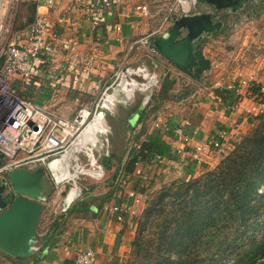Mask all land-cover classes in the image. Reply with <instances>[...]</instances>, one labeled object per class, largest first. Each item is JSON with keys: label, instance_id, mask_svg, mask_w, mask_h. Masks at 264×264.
Listing matches in <instances>:
<instances>
[{"label": "crops", "instance_id": "crops-1", "mask_svg": "<svg viewBox=\"0 0 264 264\" xmlns=\"http://www.w3.org/2000/svg\"><path fill=\"white\" fill-rule=\"evenodd\" d=\"M103 1L85 0L83 4L76 6L74 0H42L31 12H29L28 7L33 1H22L20 5L21 13L18 14L19 17L17 16L20 24L15 26L11 40L25 41L29 36L30 26L35 19L34 17L38 14H48L53 23V30L60 37L77 36L83 44L82 48L87 49L91 38L90 9L93 12L103 10ZM146 2L152 3L151 0H124L122 8L113 10L111 16H104L101 19L95 33L107 37L109 43L106 44L104 55L96 67L82 68L76 72H69L65 68V56L63 54L59 55L58 62L60 67L58 68H55L49 62L47 56H43L40 67L37 68L31 78V85L22 90V95L55 110L66 118L75 116L78 109L82 106L93 107L102 90L112 82L116 68L120 67V65H130L136 56H140V58L148 57L143 50L128 51V46L134 38L145 34L154 26L155 22L153 20L142 17L137 13L136 5ZM29 16L33 17L32 21H29ZM206 35H203L202 38H205ZM205 41L207 42V40ZM202 49L206 58L211 60L217 58L219 60L218 65L216 67L211 66L203 72V79L201 82L197 81L199 83L198 90L193 92L187 90V88H182L181 92L174 94L175 97H171L166 102L164 101L155 113H149L144 120H141V113L145 109L143 102L138 101L136 106L133 104L134 110L123 120L124 125L127 127L128 143L131 140L132 130L139 124H142V129L147 126L146 134L148 133V140L150 136H156L168 144L171 142L169 136L158 135L151 128L149 116L152 114H155L153 118L163 116L170 122L177 118L189 117L196 132V143L211 141L219 136L220 131L230 129L237 119L246 118L244 106L252 107L254 105L255 101L252 98V94L257 92L258 88L255 85L258 82L253 76L247 77L252 79V85L254 86L245 91L246 97L238 111L236 113L232 112L227 106L232 103L233 98L227 95L218 84L223 83L226 85L232 80L242 77L243 72L239 66L243 64V60L238 58L236 64L232 65L228 62L227 54H223V56L218 58L213 56L212 53L208 54L209 47H206L205 44ZM151 56L150 58L155 59L161 65L160 76L168 74L171 76L172 74L188 77V80L192 78L189 72L181 69L163 55L155 54ZM247 63L248 61L245 62V64ZM232 66L234 67L232 68ZM17 84L21 85V80H17ZM219 94L224 96L227 106H221L216 102L215 96ZM246 121L247 126L245 129H249L251 127L250 119L246 118ZM128 143L124 147L126 150L123 153V159L129 148ZM233 146L234 144L232 145L231 143L226 153ZM177 157L176 153H172L171 156H164L161 159L155 158L151 163H141L135 166L132 171L128 172L133 184L135 183L133 186L137 185L141 172L146 173L152 183V188L162 184L165 185L169 181L176 179L172 175L175 166L178 165ZM219 157L222 156L211 155L210 158H205V161L199 166L190 164L183 168L182 172L184 176L196 177L205 168L215 165ZM101 164L107 169L108 178H105V181L102 182H95L93 184L95 188L89 193H85L88 186H79L81 199L88 195L96 197L105 194L109 189L106 186V182L115 176L120 169L119 166L116 168L114 160H111L108 164L104 163L105 165L107 164L106 166L103 163ZM73 189L75 190L70 192V197H74L78 192L76 188ZM62 193L59 191L54 192L52 189L46 196L42 195L45 197H42L43 200H47V205L43 208L38 221L35 240L37 250L34 254L29 257H13L0 250V264H74L75 255L80 247L96 250L97 259L95 264H123L125 262L130 252L138 218L133 221L131 219L123 222L118 221L115 213L105 210L106 205L115 203L113 199L105 203L103 208L99 210L97 199L95 198L96 200L93 202V199L90 198L87 200L91 204L88 212L67 214L65 210L69 209L78 200L74 199L70 206L58 213L63 205L67 206L66 198H61ZM64 213L65 215H63ZM62 215L61 226L57 231L55 230L54 236H49L48 232L53 220ZM43 240L47 243V247L43 249V252H40L43 247Z\"/></svg>", "mask_w": 264, "mask_h": 264}, {"label": "built area", "instance_id": "built-area-1", "mask_svg": "<svg viewBox=\"0 0 264 264\" xmlns=\"http://www.w3.org/2000/svg\"><path fill=\"white\" fill-rule=\"evenodd\" d=\"M40 4L42 0H32ZM85 0H74V4L79 6ZM124 0H104L103 10L91 11V38L87 49H83L79 37H60L53 30V23L48 14H38L30 26L28 38L23 42L11 40L4 46L0 52V182L4 181L8 190L10 185L7 180L8 173L14 169L34 170L37 167H43L52 176L55 187L59 192L65 190V183H71V188L77 189L74 199L81 197V190L77 183L80 175L91 181L99 182L104 179L105 168L95 157L94 149L84 146V141L80 138L89 125V121H84L83 116L87 113L94 115L96 112H104L105 109L112 110L118 101L112 98L114 104L112 109L104 106L106 99L112 97L113 89L123 81H126V87L122 94L126 97V104L131 101L139 90L151 89L154 91L161 86V77L159 75H150L143 63L130 65H120L116 68L113 80L101 92L98 100L93 107L82 106L78 109L75 116L66 118L51 108L36 103L35 101L25 98L22 90L30 86L31 78L40 63L43 56H47L55 68L60 67L59 55L65 56V68L69 72H76L82 68H94L100 62L104 55V48L109 43L107 37L95 33L100 21L104 16H111L113 10L122 8ZM199 6V0H163L151 8V3L146 2L136 5L137 13L142 17L153 20L154 26L145 34L134 38L129 46L128 51L143 50L151 55L160 54L153 41L157 37L168 32L174 21L187 14H193ZM198 12V11H197ZM120 29V27H119ZM211 60V59H210ZM218 61L214 58L211 60V66L216 67ZM145 79V80H144ZM21 80V85L17 84ZM253 81L249 78H236L230 83L224 85L219 83L227 95H231L233 100L227 106L223 95H216V102L221 106H227L232 112H237L243 103L246 95L245 91L250 89ZM153 91V92H154ZM153 93L151 92L144 105L148 104ZM255 101L252 107L244 106L246 118L251 116L264 115V84L259 83L258 90L252 94ZM105 114V112H104ZM246 118L237 119L230 129H224L219 132V136L205 143H196V132L194 125L189 117L177 118L170 122L163 116H156L151 119L150 126L158 134L169 136L172 153H176L177 163L173 170L176 179L183 178V168L190 164L199 166L205 158L211 155L223 156L231 145L232 141L238 140L244 133V125L247 123ZM110 127V126H109ZM142 129L139 124L132 130V135H137ZM143 141H148V133L143 136ZM139 144L131 143L125 158L117 173V200L113 204L105 206V210L115 213L118 221L123 222L127 219L131 221L139 217L137 206L144 200L146 194L152 189V183L145 172L139 174V180L134 187L132 178L126 170L125 161L129 158L133 146L139 148ZM233 145V143H232ZM99 149V148H98ZM68 158L69 168L80 170L77 178H64L61 182H56L57 171L49 170L50 165L59 161L61 164L66 163ZM86 154L90 160L89 165H83L81 155ZM109 155V151L106 152ZM164 156L157 155L155 158ZM142 161H136L135 166ZM100 171L99 177H92L88 170ZM186 176V175H185ZM63 186H59L62 185ZM43 197V196H42ZM41 197L44 207L47 200ZM67 208L63 205L60 211ZM97 259L96 250L93 248H82L77 250L74 258V264H95Z\"/></svg>", "mask_w": 264, "mask_h": 264}, {"label": "trees", "instance_id": "trees-1", "mask_svg": "<svg viewBox=\"0 0 264 264\" xmlns=\"http://www.w3.org/2000/svg\"><path fill=\"white\" fill-rule=\"evenodd\" d=\"M35 6L37 2L33 1L29 12ZM32 20L29 16V21ZM202 39L196 50L198 66L193 71L183 69L199 82L203 72L211 67L210 59L202 51ZM171 76L162 75L161 89L153 93L144 106L141 120L155 113L164 101L175 97L171 91L176 81L175 76ZM249 118L251 127L215 166L196 177L186 175L150 194L147 192L137 206L139 217L125 264H264V232L261 233L264 224V115ZM146 128L131 135V143L141 142V145L139 148L133 146L125 161L128 172L135 168L136 161L151 163L157 155H172L171 146L156 136L141 141ZM125 150H114L105 163L114 160L116 168L120 167ZM116 177L117 174L106 182L109 189L105 194L78 198L65 210L67 214L88 212L90 198L97 199L99 210L112 199L116 202ZM94 188L95 185H89L85 193ZM9 197L14 196L10 194ZM63 215L53 220L49 236L55 235ZM42 245L40 252L47 243L43 240Z\"/></svg>", "mask_w": 264, "mask_h": 264}, {"label": "rangeland", "instance_id": "rangeland-1", "mask_svg": "<svg viewBox=\"0 0 264 264\" xmlns=\"http://www.w3.org/2000/svg\"><path fill=\"white\" fill-rule=\"evenodd\" d=\"M22 1L25 0H0V52L2 48L6 46L12 39L14 28L18 23L17 16L19 13H21L20 5ZM162 1L163 0H151V8L153 9L155 4ZM195 11L210 12L213 14L215 21H221L223 23L220 30L211 32L212 34L207 33L206 37L202 39V46L205 44L206 47H209L208 54L212 53L213 56H216L218 58L223 56V54H227L229 60L228 62H230L229 64L232 65L236 64V60L238 58L240 60H243V64L239 66V68H241L243 72V76L240 78L253 76L256 79V82H258L255 85L256 88H258L259 83L262 82L264 84V0H251L244 7L237 11H233L230 8L217 9L213 5L206 2V0H199V6ZM205 40H207L208 43ZM216 60L219 63V60L217 58ZM247 61L248 63L245 64V62ZM139 62L143 63L146 66L149 76L160 74L161 65L157 63L155 59L147 56L146 58H140V56H136L133 58L130 64ZM234 66H232V68ZM173 76H175L174 78L176 82L173 86V91H171L172 94L181 92L182 88H187V90L193 92L199 89V83L195 79L190 78V80H188V77L185 78L182 75ZM160 89L161 86L155 91L154 89H141L136 92L135 96L131 99V101H129L128 105L123 106L117 103L115 108H113L112 110H104L106 115L105 117L110 126V129L106 134L102 136L103 143L91 146L93 149L96 148L93 151L96 159L98 160V163L104 164L106 158H108L113 150L117 149V151L119 152L122 148L126 147L128 143L126 135L127 127L124 125L123 120L134 110V107L132 106L133 104L136 106L138 101H141L143 102V104H145L144 101L146 100L148 95L151 92L153 93L154 91L155 93ZM97 113L98 112L90 116L88 120L90 121L91 119L89 125H91V123L93 122L92 120H94ZM151 116H149L150 120L153 117ZM246 124L244 125V132L248 130L247 128V130L245 129V127L247 126ZM237 141L238 140L232 141V143L235 144ZM130 144L131 141L129 140L128 147ZM109 150L110 154L107 155L106 152ZM221 158L222 157H219L218 160L216 159L217 161L215 160L216 164L219 162V160H221ZM81 160L83 165H89L90 163V160L86 154L81 155ZM109 162H111V160ZM209 168H205V170ZM88 173H90L92 177H99L101 175L100 171H94L91 169L88 170ZM72 176H74V173L69 174L67 178H74ZM105 178H108L107 169ZM105 178L101 179L99 182L105 181ZM76 180L79 186H89L93 185L96 182L94 180L91 181L89 179H86L82 175H80V177ZM43 183L45 190L43 195L46 196V194H48V192L52 189L54 192L58 191L55 188V183L49 173L44 179ZM64 185H66V187L62 193V199L67 197V194L70 192V189L73 186V184L71 183H65ZM166 185H168V183H166L165 185L162 184L160 186H156L155 188L149 190L148 194L153 192V190H157L160 187ZM0 186H3L4 189L6 187L5 182H0ZM59 186H63V184ZM5 192L7 193L8 190L5 189ZM95 200L96 199H93L92 201L94 202ZM263 232L264 224H262L261 228V233ZM123 264H125V262Z\"/></svg>", "mask_w": 264, "mask_h": 264}, {"label": "water", "instance_id": "water-1", "mask_svg": "<svg viewBox=\"0 0 264 264\" xmlns=\"http://www.w3.org/2000/svg\"><path fill=\"white\" fill-rule=\"evenodd\" d=\"M251 0H206L217 9L230 8L237 11ZM223 23L215 21L210 12H195L177 18L164 35L153 41L154 47L165 58L185 70L198 66L196 50L198 41L207 33L220 30ZM126 81L113 89L112 97L120 105L126 104L122 90ZM49 170H53L52 164ZM47 171L37 167L28 171L22 168L8 173L10 191L0 186V250L13 257H29L37 250L35 240L40 214L44 208L41 197ZM63 180V179H62ZM61 180V181H62ZM56 176V182H61ZM6 184V183H5ZM5 189L8 192H5ZM73 188L70 189V192ZM67 194V207L74 197ZM13 194L10 199L9 195Z\"/></svg>", "mask_w": 264, "mask_h": 264}, {"label": "bare ground", "instance_id": "bare-ground-1", "mask_svg": "<svg viewBox=\"0 0 264 264\" xmlns=\"http://www.w3.org/2000/svg\"><path fill=\"white\" fill-rule=\"evenodd\" d=\"M104 106L112 109L114 107V104L111 101V99H106ZM90 116L91 113H87L86 115L83 116V120L88 121ZM105 116L106 115L104 114V112H98L95 115L94 120H92L93 122L91 123V125H89L87 129H85V132L81 136L80 140L84 141L83 144L86 148L93 149L91 147L92 145H98L99 143H103L102 136L106 134L110 129ZM69 157H70L69 154L66 155L65 157L66 163L64 164H61L59 161H55L52 163V168L53 170L57 171V178L59 181H61L65 177L67 178L71 173H74L73 176L74 178H77L79 174L80 170L78 168H75L74 170H71L69 168V162H68Z\"/></svg>", "mask_w": 264, "mask_h": 264}]
</instances>
